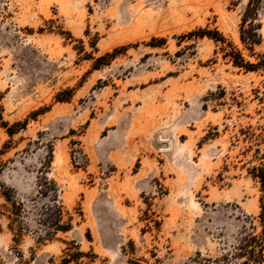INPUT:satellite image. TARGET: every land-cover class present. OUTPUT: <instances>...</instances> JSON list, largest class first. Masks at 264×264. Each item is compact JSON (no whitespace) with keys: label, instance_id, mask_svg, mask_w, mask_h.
Wrapping results in <instances>:
<instances>
[{"label":"rangeland","instance_id":"obj_1","mask_svg":"<svg viewBox=\"0 0 264 264\" xmlns=\"http://www.w3.org/2000/svg\"><path fill=\"white\" fill-rule=\"evenodd\" d=\"M248 1L0 0L1 264L72 246L96 255L77 264H231L263 195L264 0L245 45Z\"/></svg>","mask_w":264,"mask_h":264},{"label":"trees","instance_id":"obj_2","mask_svg":"<svg viewBox=\"0 0 264 264\" xmlns=\"http://www.w3.org/2000/svg\"><path fill=\"white\" fill-rule=\"evenodd\" d=\"M256 11L254 8V2L252 0H249L245 11L243 13V16L241 18V34L240 39L241 41L247 45L249 43H256L257 42V34L255 32V19ZM247 21L248 28H244V24ZM246 25V26H247ZM200 34H205L214 37H221L217 36L219 35L217 32H203L202 30H199ZM215 33V34H213ZM223 39V38H219ZM223 41V40H222ZM230 49L228 50V54L232 57V64L238 67H243L246 70H252L255 69V67H258V65L261 64V61L256 62L255 64L249 63L247 61H244L243 58L240 56V53L236 50H233L230 45H228ZM112 53H106L102 56H99L97 60H100L102 58H108L113 55ZM10 133V131H8ZM253 173L252 176L257 178L261 188L263 189V195L259 198V213L257 215L259 230L256 231L255 227L251 226L249 231H244L243 236L238 240V244L235 247V252L232 256H230V260L232 261L231 264H264V163L261 164L259 167H253ZM8 199V198H6ZM13 205V204H12ZM14 206V205H13ZM58 217L61 216V209L57 208L56 210ZM11 213L14 214V216L11 218V223L16 220L17 216L19 215V210L14 208V210L11 211ZM46 223H49L48 218L46 217L44 219ZM55 228L54 230H61V231H67L71 228L70 222L61 223V224H54ZM9 230L12 232L15 228L10 224L8 226ZM52 233L49 230H45V235H50ZM17 234V233H15ZM13 241H17L15 235L12 236ZM74 249L72 252H69V248H66L64 250L65 256H63L60 260V264H68L70 261H74V264H77V260L81 258L82 256H88L92 259L96 257V255L92 252H83L79 249V247L72 246ZM1 264V262H0Z\"/></svg>","mask_w":264,"mask_h":264},{"label":"built area","instance_id":"obj_3","mask_svg":"<svg viewBox=\"0 0 264 264\" xmlns=\"http://www.w3.org/2000/svg\"><path fill=\"white\" fill-rule=\"evenodd\" d=\"M154 257H156V256H154ZM145 259H147V257L144 255V256H143V260H141V262H142V263H145Z\"/></svg>","mask_w":264,"mask_h":264}]
</instances>
